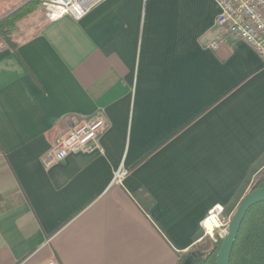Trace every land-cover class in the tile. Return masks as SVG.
I'll list each match as a JSON object with an SVG mask.
<instances>
[{
    "label": "crops",
    "instance_id": "1",
    "mask_svg": "<svg viewBox=\"0 0 264 264\" xmlns=\"http://www.w3.org/2000/svg\"><path fill=\"white\" fill-rule=\"evenodd\" d=\"M28 1L0 0V17ZM217 15L212 0H107L78 22L38 8L16 52L0 39V264H178L192 249L264 153V62L233 37L206 49ZM99 116V149L42 164Z\"/></svg>",
    "mask_w": 264,
    "mask_h": 264
},
{
    "label": "built area",
    "instance_id": "2",
    "mask_svg": "<svg viewBox=\"0 0 264 264\" xmlns=\"http://www.w3.org/2000/svg\"><path fill=\"white\" fill-rule=\"evenodd\" d=\"M107 0H41L47 22H55L65 16L78 22L93 9ZM217 7V34L204 42L206 49L217 51L225 37H233L249 45L264 62V0H212ZM107 127L106 120L99 116L91 121L73 127L43 157L45 166L64 160L72 153H89L99 149L98 137ZM129 175L128 170L119 167L113 175L112 184L121 185ZM222 205L213 206L201 223L204 235L213 238L225 236L230 219L224 216ZM47 264H55L53 261Z\"/></svg>",
    "mask_w": 264,
    "mask_h": 264
},
{
    "label": "trees",
    "instance_id": "3",
    "mask_svg": "<svg viewBox=\"0 0 264 264\" xmlns=\"http://www.w3.org/2000/svg\"><path fill=\"white\" fill-rule=\"evenodd\" d=\"M40 2L41 0H29L12 12L0 17V39L12 51L16 52L18 46L15 35L20 22L32 14L39 7ZM262 167H264V153L249 167L242 182L224 205V215H231L235 212L248 189L264 188V177L257 178L256 182H252V177ZM133 197L140 206L143 205L145 212L149 211L152 202L146 195L142 192H135ZM194 238L197 243L189 252L179 257L178 264H215L222 239L214 234L215 241L211 243L207 251L203 252L196 249L198 244L205 242L204 239H201L202 232L197 233ZM229 264H264V202L257 203L248 209L234 244Z\"/></svg>",
    "mask_w": 264,
    "mask_h": 264
},
{
    "label": "water",
    "instance_id": "4",
    "mask_svg": "<svg viewBox=\"0 0 264 264\" xmlns=\"http://www.w3.org/2000/svg\"><path fill=\"white\" fill-rule=\"evenodd\" d=\"M260 202H264V188L251 190L240 201L222 240L215 264H229L231 253L245 215L251 206Z\"/></svg>",
    "mask_w": 264,
    "mask_h": 264
},
{
    "label": "rangeland",
    "instance_id": "5",
    "mask_svg": "<svg viewBox=\"0 0 264 264\" xmlns=\"http://www.w3.org/2000/svg\"><path fill=\"white\" fill-rule=\"evenodd\" d=\"M41 3V2H40ZM39 11H42V13L44 14V11L42 10V8H41V4H39ZM37 8V9H38ZM36 9V10H37ZM35 10V11H36ZM31 15V14H30ZM29 15V16H30ZM29 16H27L26 18H28ZM45 16V15H44ZM32 17V16H31ZM25 18V19H26ZM17 34V33H16ZM16 36V35H15ZM261 177H264V171L262 172V173H260L259 174V176H257V178H261ZM254 182H255V180H254ZM253 182V183H254ZM251 191V189H248V191H247V193H249ZM246 193V194H247ZM238 207V206H237ZM236 211V210H235ZM235 213V212H234ZM233 213V214H234ZM224 214V213H223ZM233 214H231V215H224L225 217H227V218H229L230 219V222H231V219H232V217H233ZM230 222H229V224L226 226V227H224V228H222V230H224V229H226V232H227V230H228V228H229V225H230ZM201 232H202V238L201 239H204L203 241H205V242H203V243H200V244H198V248H196V249H198L199 251H203V252H205V251H207L210 247V245H211V243H213L214 241H215V239H214V237L213 238H209L208 236H205L204 235V230L201 228ZM223 238H224V236L222 237V240H223ZM219 239H221V238H219ZM199 242V241H198ZM199 245H201V247H199Z\"/></svg>",
    "mask_w": 264,
    "mask_h": 264
}]
</instances>
